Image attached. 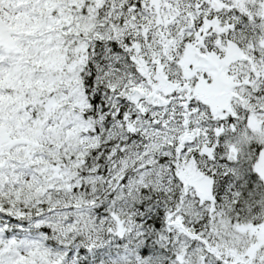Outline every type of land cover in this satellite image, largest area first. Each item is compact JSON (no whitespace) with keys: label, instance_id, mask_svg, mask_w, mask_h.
I'll return each mask as SVG.
<instances>
[{"label":"snow or ice","instance_id":"obj_1","mask_svg":"<svg viewBox=\"0 0 264 264\" xmlns=\"http://www.w3.org/2000/svg\"><path fill=\"white\" fill-rule=\"evenodd\" d=\"M0 264H264V0H0Z\"/></svg>","mask_w":264,"mask_h":264}]
</instances>
